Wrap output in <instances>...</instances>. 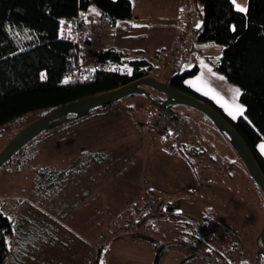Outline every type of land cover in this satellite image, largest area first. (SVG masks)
<instances>
[{"label":"rangeland","instance_id":"obj_1","mask_svg":"<svg viewBox=\"0 0 264 264\" xmlns=\"http://www.w3.org/2000/svg\"><path fill=\"white\" fill-rule=\"evenodd\" d=\"M148 1L144 3L150 13L168 15L170 12L167 0ZM187 1L192 4L193 0H181L182 12ZM235 5L247 9V0H235ZM155 15L122 20L124 22L119 23L123 24V34L118 38L120 43L130 47L139 45L142 49L150 25L157 21L153 20ZM163 20L164 23H171L169 16L163 17ZM178 27L181 28V34L184 31L182 20ZM191 40L187 44L188 50L182 51L185 55L176 61L179 73L190 71L195 65L199 68L196 75L186 79V85L212 101L229 119L235 121L243 117L244 114H240V109L244 110L239 101L240 94H235L237 89L241 93L240 88L224 79L215 69L223 47ZM174 42L166 55L161 52L164 56L161 55L160 60L154 59L158 68L149 77L163 82L177 73L173 70L174 65L169 71L156 76L162 64L161 59L171 52ZM126 105L130 107L129 111L139 115L148 111L149 116L142 124L138 122V127L129 125V150L126 155L122 158L111 156L103 165L90 168L88 174L93 178L92 184L82 180L78 187L82 192L78 194L80 199L74 198L73 186L69 185L68 197L62 199L61 194L53 195L52 202L43 204L34 198L30 182L35 180L38 170H56L72 165L79 148L76 144H69L70 140L76 133L82 134V124L87 118L104 109L48 130L26 145L22 153L14 156L11 167L0 168V209L4 208L19 220L25 218L26 223H33L36 228L41 226L39 229L48 235V240L57 242L49 245L50 249L46 251L42 246L44 243L38 239V244L27 247L25 257L20 262L17 258L16 264H91L95 254L99 264H157V258L159 264H179L187 252L173 245L174 242L192 244V240L180 234L182 228L179 229V226L182 222L202 225L208 217L212 218L213 224L218 221L224 225L232 223L241 229L240 239L236 240L235 236L232 239L237 243L238 251L244 252V260L251 262L256 249L259 250L256 239L264 225V197L248 177L229 139L216 130L203 114L184 106H173V111L182 115L181 121L188 130L185 135L178 138L156 132L153 130L156 108L143 96L126 97L106 107V114H120ZM41 115L42 111L32 112L16 126L6 127L0 133V151L21 129L41 118ZM181 143L184 145L181 146ZM195 151L204 153L195 155ZM17 161L22 162L18 164V170ZM121 168L123 171H120ZM138 180L156 185L150 191L149 183L146 182L141 192H145V196L150 193L156 200L165 201L168 212L173 214L169 216L171 220L153 219L162 215L161 208L165 203L159 200L154 217L145 219L141 224L143 219L131 224L135 211L144 204L145 196H142V201L139 199L142 183ZM190 188H194L196 193H190ZM90 195H93L91 200ZM73 212L78 214L74 215ZM234 217L237 220L233 221ZM65 224H71L70 228L65 227ZM89 224L94 227V230L90 229L93 233L90 236L87 233ZM67 228H75L73 231L80 233L79 236L88 244L87 248L75 246L73 237L68 235L73 231L69 230L67 234L63 231ZM206 233L209 234L208 229ZM128 234L144 239L114 245L121 236ZM151 243H162V248L167 249L158 255ZM10 246L14 248L16 241H10ZM51 248L54 252H51ZM236 254L237 251L233 252L235 259L238 258ZM239 262L240 259L236 264ZM8 264L14 263L10 259ZM189 264L210 263L196 259Z\"/></svg>","mask_w":264,"mask_h":264},{"label":"trees","instance_id":"obj_2","mask_svg":"<svg viewBox=\"0 0 264 264\" xmlns=\"http://www.w3.org/2000/svg\"><path fill=\"white\" fill-rule=\"evenodd\" d=\"M195 3L199 25L191 39L223 47L215 69L224 79L240 88L239 101L244 108V116L235 121L229 119L212 101L186 85V79L198 73L196 65L190 71L179 73V65L176 63L173 70L177 73L163 83L204 101L224 117L243 139L264 174V156L258 151L259 144L264 142V0H247L245 13L237 11L231 0H195ZM90 7L112 26L132 17L129 0H0V133L6 127H11L12 121L20 123L32 112L42 111L43 117L66 104L149 77L157 70L154 60L145 58L140 52L101 48L92 52L100 67L92 78L80 81L74 77L65 83L66 59L74 56L77 49L70 42L59 38L60 25L65 18L74 17ZM105 66L112 68L103 70ZM42 73L45 75L43 80ZM150 91L155 100L164 99L160 93ZM108 106L95 109L89 115ZM168 110L182 119V115L174 112L173 107ZM206 120L211 123L207 118ZM25 147L14 156L22 153ZM203 153L195 151V155ZM88 155L93 158L102 156ZM13 157L2 167H11L14 164ZM20 163L22 162H16L17 170ZM67 174H73V169L38 170L35 181L38 184L41 180L54 182ZM250 180L258 189L253 180ZM232 219L237 220L235 217ZM204 220L202 225L182 222L179 226V229L182 228L180 234L192 240V244L174 242L173 245L187 252L179 264H189L196 259L205 260V257L213 261L210 264H236L238 259L239 264H264V256L260 255L258 249L251 262L244 260V252L238 251V245L232 239L234 236L236 240L240 239L241 229L235 224L224 225L219 221L213 224L209 217ZM40 227L26 223L25 218L19 220L1 208L0 264H8L10 261V241L16 240L23 248L20 254H14L18 259L24 257L27 247L38 244V239L47 242L48 235L41 232ZM207 229L209 234L206 233ZM163 246L162 243L154 244L155 253L158 254ZM235 251L238 253L237 259L233 257ZM158 262L157 258V264ZM95 264H99L98 259Z\"/></svg>","mask_w":264,"mask_h":264},{"label":"crops","instance_id":"obj_3","mask_svg":"<svg viewBox=\"0 0 264 264\" xmlns=\"http://www.w3.org/2000/svg\"><path fill=\"white\" fill-rule=\"evenodd\" d=\"M129 1L131 2V6H132V17L130 19L139 18L140 16L151 17L152 15H155L149 12L150 9L145 4L149 2L148 0H129ZM231 1L233 3V0ZM139 3L142 5H139ZM166 3H167L166 5L170 8V12L169 13L166 12L168 15L161 14V13H158L155 15L153 20L155 21L157 20V21L156 23H152L150 25V28L143 41V46L141 47L142 49L139 48V45H133L130 47L129 45H124L120 43L118 38H121L123 34V32L121 31L123 24H119V23H123L124 21H127V20L117 22L113 26L111 34L102 41L101 48H104V49L113 48L119 51L125 50L131 53L140 52L145 58L152 59V60L154 59L157 60L156 58L159 59L161 55L164 56L163 54H161V52H164V54L166 55L167 52L171 49L175 38L181 32V28H179L178 26L181 24V18H182V14H181L182 12L181 3L182 2L181 0H167ZM233 5L235 9L238 11L236 5L234 3ZM166 16H169V20H170L169 22L171 23H164L166 19L163 20V17H166ZM184 49L185 51L188 50L187 45L184 47ZM183 55H185V53L182 52L180 56L182 57ZM180 56L178 58H180ZM124 108L125 109L120 110L121 112L120 114L117 113V114L110 115V116L106 114L107 109L104 108L102 112L95 113L93 116L85 120V122L82 124L83 125L82 134L80 135L79 133H76L75 137L69 142V144H76L77 147L79 148L77 157L75 155L74 157L75 159L73 160L72 165L70 164L64 168L56 169L58 171H66L68 169H73V174L63 175L62 177L58 178L54 182L49 181V180H41L40 184L36 183V181L33 179L34 181H31L30 185H32L31 187H33L32 194L35 199H37L38 201L40 200L39 202L43 204L47 203V201L52 202V198L54 197L53 195L57 196L61 194L62 199H65L66 197H68V194H69V191L67 188L69 185L73 186V190L75 191V192L73 191V194L76 195L74 196V198L76 197V199H80L81 196H79L78 194L82 192L81 190H79L78 187H80L79 184L82 182V180H87L88 183L92 184L91 180H93V178H91V174H88V171L90 170V168H92L93 166H94L93 168H95L97 166L103 165L104 163L109 161L111 156H113L114 158H122L124 155L128 153L129 125L131 124L133 126L135 125V127H138L137 123L139 122L140 124H142L143 121H146V116H149L148 115L149 113L147 111L143 113V115H139L138 113L136 114L135 112L129 111L130 107L128 105H126V107ZM154 112H155V117H156L158 110H154ZM153 123H154V120H153ZM261 143H264V142H261ZM261 143L258 146V151L262 156H264V153H262V150H261ZM88 154H101L103 157L102 156L97 157L95 155L96 157L93 158V157H90ZM108 154H110V156ZM83 156L85 157L84 159H82ZM120 171H123L122 168L120 169ZM85 177H88V178L85 179ZM138 181H141L142 183L140 184L141 186H140L139 194L141 197L139 199L142 201V199L144 198V201H145L146 194H144L145 192L142 193L141 190L143 189L147 181H144V180L143 181L138 180ZM148 183L149 182H147V184ZM148 187H149V190L152 191L153 188L156 187V185L153 183L152 184L149 183ZM93 195L89 196L90 200L92 199ZM137 195H138V191H136L135 196ZM142 196H145V197L142 198ZM159 200H157V202ZM162 202L165 203L161 208L162 215L157 216L156 218H153V219L154 220H158V219L171 220L169 216H171L172 214L168 212V208H167L168 205L165 201H162ZM49 205H51V203H49ZM73 214L77 215L78 213L73 212ZM147 219H149V217ZM70 226L68 224H65V227L70 228ZM91 228L94 230V227H92L89 224L87 227V233L89 234V236L93 234L92 231L90 230ZM69 230L73 231L76 229L67 228V229H64L63 231L67 234ZM79 234L73 231V233H69L68 235L70 237H73L75 246L79 245V248H80V246L82 245L81 247L87 248L88 246L87 242L84 241L79 236ZM51 237H55V236L51 235ZM119 239L120 240L115 242L114 245L119 244L120 242H132L134 240H139V239L143 240L144 238L140 236H131L128 234ZM15 241L16 240H14V242ZM42 243H44V245L42 246H44L46 251L50 249L48 247L49 245L57 244V242L55 243L51 239L48 240L47 242H44L42 240ZM151 244L153 245V248H154V244L153 243ZM12 245H13V242H12ZM11 247H12L11 250L14 251L11 254H15V252L20 254V252L23 250V248L20 245H18L17 242L14 248L13 246H10V248ZM52 248H51V252L53 251ZM56 250L59 251V248H57ZM22 258L23 257L18 259L19 260L18 262H20ZM10 259H11V262L13 261V263L16 264V259H17L16 255L13 256V258L11 257ZM97 259L98 257L96 258V254L93 255V261L91 264H95Z\"/></svg>","mask_w":264,"mask_h":264},{"label":"water","instance_id":"obj_4","mask_svg":"<svg viewBox=\"0 0 264 264\" xmlns=\"http://www.w3.org/2000/svg\"><path fill=\"white\" fill-rule=\"evenodd\" d=\"M156 91L164 96L162 101L155 100L152 92ZM143 96L158 109H169L173 106H184L203 114L224 136H226L237 157L244 165L249 177L253 180L262 195H264V174H262L251 151L232 128V126L214 108L204 101L189 94L177 91L165 83L151 77L135 80L115 90L98 94L86 99L66 104L39 118L21 129L0 151V168L5 165L18 151L32 142L42 133L56 127L75 122L95 109L114 104L126 97ZM259 252L264 256V225L256 239ZM163 248L158 255L164 252ZM209 263L213 261L205 257Z\"/></svg>","mask_w":264,"mask_h":264},{"label":"built area","instance_id":"obj_5","mask_svg":"<svg viewBox=\"0 0 264 264\" xmlns=\"http://www.w3.org/2000/svg\"><path fill=\"white\" fill-rule=\"evenodd\" d=\"M181 20L184 25V31L177 36L171 52L166 58L161 59L162 64L159 66V74L157 73L156 76H159L161 73L164 74L176 64L189 37L192 36L198 27L199 19L195 0L192 1V4L187 1ZM112 28V24L108 20L100 18L93 7L78 12L74 17L65 18L61 22L59 38L70 42L77 49L74 56L66 59L65 81H69L74 77L80 81L90 79L99 71L100 67L94 60L92 52L101 49L102 41L111 34ZM110 68L112 66H105L103 70H109ZM17 124L16 121H12L10 126H16ZM153 130L163 134L170 133L178 138L188 132L181 119L168 109H160L157 112L153 123ZM189 192L196 193V190L190 188ZM157 211V200L153 195L148 193L144 204L135 211L131 224H137L145 217L155 216Z\"/></svg>","mask_w":264,"mask_h":264},{"label":"snow or ice","instance_id":"obj_6","mask_svg":"<svg viewBox=\"0 0 264 264\" xmlns=\"http://www.w3.org/2000/svg\"><path fill=\"white\" fill-rule=\"evenodd\" d=\"M233 3L235 4V0H233ZM237 9L240 12H246L247 11V9L245 7H240L239 5H237ZM97 15H99L98 12H97ZM233 31H235V28H233ZM41 79L42 80L45 79V75L43 73L41 74ZM65 83H67V80L65 81ZM235 94H236V96H239V94H240L239 89H237L235 91ZM240 114L241 115L243 114V109L242 108L240 109ZM233 118H235V117H233ZM261 150H262V153H264V145H261Z\"/></svg>","mask_w":264,"mask_h":264}]
</instances>
